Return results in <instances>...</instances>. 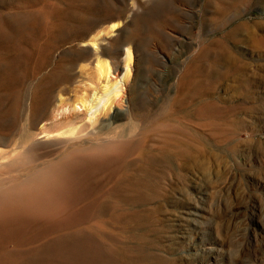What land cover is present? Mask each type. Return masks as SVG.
Wrapping results in <instances>:
<instances>
[{"label": "rangeland", "instance_id": "374dc122", "mask_svg": "<svg viewBox=\"0 0 264 264\" xmlns=\"http://www.w3.org/2000/svg\"><path fill=\"white\" fill-rule=\"evenodd\" d=\"M5 152L0 264H264V0H0Z\"/></svg>", "mask_w": 264, "mask_h": 264}, {"label": "bare ground", "instance_id": "6f19581e", "mask_svg": "<svg viewBox=\"0 0 264 264\" xmlns=\"http://www.w3.org/2000/svg\"><path fill=\"white\" fill-rule=\"evenodd\" d=\"M115 25V24H114ZM115 27V26H114ZM127 70V68H126ZM108 71V70H107ZM107 72L106 71H102L100 72V76H102L104 79V83L103 85L100 86V84L96 85V87H90V86H87L84 90L85 91H82V94H81V98L83 97L85 99V102L84 100H81V103L84 107L86 106V103L87 101L89 102L88 103V109L90 111V116L92 114V112L96 113L95 110H97L96 108L98 107V105L100 104V102L104 99L106 101H111V103L109 105L112 104L113 101H115V99L117 98L118 96V92L120 91V88L119 89H116L115 88V84L114 86H111L109 84V80L107 81ZM109 78V77H108ZM103 80V79H102ZM112 82V81H111ZM86 84V83H85ZM113 84V83H112ZM85 87V86H84ZM121 93L122 90H121ZM122 95V94H121ZM120 95V96H121ZM78 99V97H77ZM76 99V100H77ZM79 100V99H78ZM103 100V101H104ZM74 102V101H73ZM116 103V102H115ZM77 104V103H76ZM112 106V105H111ZM82 107V106H81ZM102 107V106H101ZM104 107V106H103ZM92 109H95L94 111ZM51 110V109H50ZM49 110V111H50ZM92 110V111H91ZM99 110V109H98ZM48 111V112H49ZM88 111V110H87ZM51 112V111H50ZM54 112V111H53ZM57 112V111H56ZM66 112V111H65ZM77 112V111H76ZM89 113V112H88ZM53 114V113H51ZM87 114V113H86ZM88 115V114H87ZM98 115V114H97ZM48 116V115H47ZM46 116V117H47ZM94 116V115H93ZM45 117V118H46ZM88 117V116H87ZM96 117V116H95ZM48 119V118H47ZM49 119H51L50 121V126L48 128H52L54 126H56L58 123H60L61 121L59 120L58 122L55 121L54 117L52 115H49ZM92 119V118H91ZM90 120V119H89ZM65 121V120H64ZM63 121V123H64ZM47 123V122H46ZM62 123V122H61ZM62 123V124H63ZM61 124V125H62ZM92 124V123H91ZM36 125V124H35ZM93 125H96V124H93ZM110 124H102L101 126H98L96 128H93L91 129V134H95V135H99V134H109L111 132L110 128L113 127L111 126ZM117 127V126H116ZM48 128L45 127H42L43 129V132L46 133V131L48 130ZM121 129V128H119ZM123 129V128H122ZM117 130L116 128H114V131ZM125 131V129H124ZM123 131V132H124ZM112 133V132H111ZM114 133V132H113ZM88 134V132L86 133ZM126 134V133H125ZM26 135V134H25ZM23 135V136H25ZM28 140H32V139H36L38 136H39V133H35V132H28ZM101 136V135H100ZM99 136V137H100ZM109 136V135H108ZM22 137V136H21ZM83 137V136H82ZM107 137V136H106ZM113 137V136H112ZM25 138V137H24ZM20 139V138H19ZM26 139V138H25ZM110 138H108L109 140ZM115 139V138H113ZM118 139V137H117ZM122 139V137H121ZM76 140V139H75ZM93 140V139H92ZM23 141V140H22ZM101 142V141H100ZM99 142V143H100ZM24 142H22L21 144H23ZM31 142H29L30 144ZM77 143V142H76ZM91 143V142H90ZM16 144V141L12 144V145H15ZM28 144V143H27ZM81 144V143H80ZM83 144H85L83 142ZM94 144V142H93ZM11 145V146H12ZM90 145V144H89ZM84 146V145H83ZM96 146V145H95ZM106 146V145H105ZM19 147V145H15L13 148L14 150H16V148ZM22 147V145H21ZM86 147V146H85ZM20 149V148H19ZM89 150V149H88ZM8 153H0V159L1 158H6ZM12 163V162H11ZM4 164L0 161V167L3 166ZM5 165H8V163H5ZM4 165V166H5ZM28 165V164H27ZM40 166V165H39ZM18 171V170H17ZM15 172V171H13ZM72 172V171H71ZM17 173V172H16ZM30 175V174H29ZM91 175V174H90ZM32 177V176H31ZM84 177V176H83ZM22 178V177H21ZM33 178V177H32ZM81 182L83 180H80ZM79 181V182H80ZM34 183V182H33ZM86 183V182H84ZM8 184V183H6ZM3 185V184H2ZM84 185V184H83ZM82 185V186H83ZM5 186V185H4ZM79 186V185H78ZM81 187V185H80ZM35 189H38V188H35ZM18 190V189H17ZM41 191V190H40ZM23 193V192H22ZM29 193V192H28ZM13 194V193H12ZM26 202V201H25ZM37 204V203H36ZM103 204V203H102ZM89 205H86L85 207L79 209L78 211H75L73 214L72 212L70 213V217L72 218V215L74 216H78V215H82L84 214L83 211H85V209L88 207ZM40 210V209H39ZM26 211V207H25V204L21 203V199H17L15 198V196H7V195H3V196H0V229H4V230H7V229H10L9 232H13V231H16V229H20L21 227H23L25 224H28V222H30L28 219H29V215ZM30 214V212H29ZM35 219V217H34ZM32 221V220H31ZM83 226V225H82ZM11 237V236H10ZM86 238L85 237H81V238H77V237H74L72 238V236L68 239H65L63 242L66 244V247L68 248H72V243L74 244V247H76L78 250V252L81 251V248H82V244L81 243H84ZM59 243V241H57L56 239L48 244H44L42 246H47L48 248H51L53 246H57V244ZM91 257V256H90ZM96 258H99L98 254L96 256L93 257V259H96ZM32 263V264H38L36 262H33V258H29L26 262L29 263Z\"/></svg>", "mask_w": 264, "mask_h": 264}]
</instances>
